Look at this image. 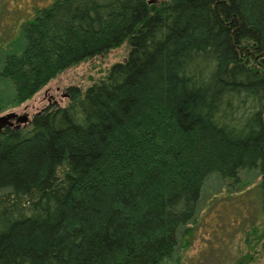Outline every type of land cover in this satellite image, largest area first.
<instances>
[{
    "label": "trees",
    "instance_id": "obj_1",
    "mask_svg": "<svg viewBox=\"0 0 264 264\" xmlns=\"http://www.w3.org/2000/svg\"><path fill=\"white\" fill-rule=\"evenodd\" d=\"M15 25L0 45L14 102L128 49L64 103L0 127V264H160L214 173L256 169L264 212V0H31Z\"/></svg>",
    "mask_w": 264,
    "mask_h": 264
},
{
    "label": "rangeland",
    "instance_id": "obj_2",
    "mask_svg": "<svg viewBox=\"0 0 264 264\" xmlns=\"http://www.w3.org/2000/svg\"><path fill=\"white\" fill-rule=\"evenodd\" d=\"M31 0H0V45H6L16 34L15 17ZM17 19V18H16ZM128 49L124 39L102 53L71 64L48 79L31 96L20 102L11 98L13 86L0 76V113L13 109L30 115L47 104L66 101L65 86H85L101 77L111 62L122 59ZM259 175L256 169L241 170L239 181L232 182L217 174L205 178L188 235L178 232L179 245L172 256L160 264H236L243 252L254 255L245 264H263L264 245L253 248L246 243V232L255 226L264 230V212L258 209L254 191ZM254 234L248 233V238ZM185 240L188 241L184 244ZM264 240V239H263ZM257 250V251H255Z\"/></svg>",
    "mask_w": 264,
    "mask_h": 264
},
{
    "label": "water",
    "instance_id": "obj_3",
    "mask_svg": "<svg viewBox=\"0 0 264 264\" xmlns=\"http://www.w3.org/2000/svg\"><path fill=\"white\" fill-rule=\"evenodd\" d=\"M30 118L31 115L27 111L17 112L16 110L10 109L0 113V127L3 125L17 126L20 124H24L25 122L29 121Z\"/></svg>",
    "mask_w": 264,
    "mask_h": 264
}]
</instances>
